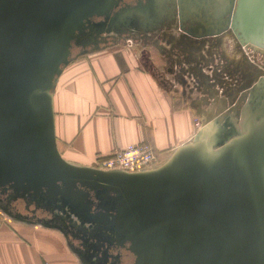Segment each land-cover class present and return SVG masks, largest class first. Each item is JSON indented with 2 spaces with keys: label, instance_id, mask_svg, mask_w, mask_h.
Segmentation results:
<instances>
[{
  "label": "water",
  "instance_id": "1",
  "mask_svg": "<svg viewBox=\"0 0 264 264\" xmlns=\"http://www.w3.org/2000/svg\"><path fill=\"white\" fill-rule=\"evenodd\" d=\"M128 6L126 0H0V193L49 205L83 194L75 208L96 224L112 217L115 237L110 229L101 240L69 228L100 248L111 237L134 264H264V114L219 153L203 142L221 135L205 127L196 144L135 174L76 167L59 154L56 80L74 46L100 44L81 40L95 29L93 21L117 18ZM180 7L183 22L200 14L207 22L209 11L217 18L208 29L183 28L188 35L218 36L236 27L241 44L264 54V0H180ZM90 193L115 204L94 213Z\"/></svg>",
  "mask_w": 264,
  "mask_h": 264
},
{
  "label": "crops",
  "instance_id": "2",
  "mask_svg": "<svg viewBox=\"0 0 264 264\" xmlns=\"http://www.w3.org/2000/svg\"><path fill=\"white\" fill-rule=\"evenodd\" d=\"M139 46L112 40L81 48L57 78L55 136L67 163L96 169L116 150L149 144L162 166L191 142L198 104L165 84L162 62ZM80 257L54 223L0 218V264H83Z\"/></svg>",
  "mask_w": 264,
  "mask_h": 264
},
{
  "label": "rangeland",
  "instance_id": "3",
  "mask_svg": "<svg viewBox=\"0 0 264 264\" xmlns=\"http://www.w3.org/2000/svg\"><path fill=\"white\" fill-rule=\"evenodd\" d=\"M181 14L182 9L180 7V0H130L129 6L123 11H119L117 18L114 16L112 19H98V21H96L98 24L95 25V29L87 30L81 40L85 42L88 38H93V40L97 38L96 41L100 40L103 42L107 40V37L109 38L108 40H126L131 45L140 44L139 47L144 45L146 49L151 50L157 59L161 61V55L164 53L161 51L170 49L173 42H178L179 36H181L183 32L182 28L184 27V22ZM152 18H154V21L151 20ZM233 22L234 25H236V21L233 20ZM216 24V21L213 22L211 27ZM234 30H237L236 27H234ZM234 30L229 28V30L224 31L214 42H206L208 38L203 40L202 60L204 66H209L208 62L211 58L217 61V65L213 66L214 70L216 68L215 74H211L210 79L207 81L205 80V83H210L212 80L230 83V80L228 81L225 78V76H230L229 68L231 69V67H233L235 69L233 73H236L235 77L230 76L235 79L232 84L237 86L235 87V91H232L233 95H231L230 98L227 96V98H224V95H212L208 98V103L203 102L196 106L197 122L199 126L196 128L195 135L189 145L196 144L199 140V136L203 133V128L209 127L208 130L211 132L214 133L218 131V135H221L220 137L215 136L213 138L207 137L204 139L203 143H205L208 150L212 153L221 152L240 136L246 135L249 129L255 125V123H258V119H255V117L259 116L258 118H260L261 115L264 114V54H259L253 49V51H251L243 48V44H241L238 38V31ZM167 37L172 38L170 41L171 45L166 43ZM154 38H157V40H154ZM155 41L156 43H154ZM150 42L151 44H149ZM158 43H160L161 46L165 44L167 48L165 50L159 49L158 47L154 49L152 44ZM81 48V46L73 47L72 52L74 57H76V54ZM217 51H220V55H216ZM214 55H216V58ZM162 64L165 70V63L162 62ZM162 76L164 77L165 75L163 74ZM166 76L164 78H166ZM232 88L233 87H231V89ZM244 88L248 90L243 91ZM243 92H245L246 96L243 95ZM250 93L252 95L248 96ZM242 98L244 99L243 101ZM249 99H252V101ZM227 100H229V102H227ZM231 100H233L232 103ZM247 100L248 102L246 103ZM240 103L241 105H239ZM233 113H237L238 115H236L237 117H232L235 119L231 120L229 118H231ZM221 117H223L222 122L218 121ZM225 119H229V121L227 122ZM229 132L231 133L226 137L225 134ZM232 133L234 135H231ZM159 163V160H157L151 169L160 167ZM1 195V220H9V217L13 216L16 217V219L27 221L34 225H38L39 223L42 224L44 221H46V223H54L55 226L61 227L68 235L71 244L81 256L80 258L83 264H88V261L94 258L90 249L96 248V243L93 242L88 244L85 236L83 234L78 236L76 232L69 228L70 225L74 224L78 230H89L94 236H99L100 238L104 236V231L106 232L110 229V236L115 237L112 217L107 216L106 222L96 224L92 219H87L81 211L75 208V205L81 202L79 196H83V194L72 192L68 201L62 203L58 202L47 208L50 209L51 212L39 206L42 205L39 203L42 199L25 197V199L13 200V193ZM89 199L92 201L94 213L102 212V214H104L106 210L103 208H108L110 210L111 205L113 206L115 204V201L110 199L102 202L92 193H90ZM31 204L33 205L30 206ZM41 214L49 215V217H40ZM110 238L107 239L105 243L111 245L112 241ZM101 240L104 239L101 238ZM125 246L128 247L129 245L126 244ZM88 252L91 254L89 255ZM119 257L121 259L119 264H134V257L128 252H122Z\"/></svg>",
  "mask_w": 264,
  "mask_h": 264
},
{
  "label": "flooded vegetation",
  "instance_id": "4",
  "mask_svg": "<svg viewBox=\"0 0 264 264\" xmlns=\"http://www.w3.org/2000/svg\"><path fill=\"white\" fill-rule=\"evenodd\" d=\"M129 2L130 0H126V3L129 4ZM125 5L122 4L121 7H124ZM118 10H116L115 12H117ZM151 20L154 21V18H152ZM96 21H98V19H95L93 21V24L95 25L98 24V22ZM189 26H190V22L184 21L183 28L186 30V28H188ZM197 26L198 25L195 24L193 27H197ZM183 28H182L183 32L181 36H179L178 42H173L171 45L170 41L172 40V38L167 37L166 43H169L171 47L170 49L166 51H161L164 53L163 55H161L162 59L160 62L165 63L164 65L165 72L171 78L170 82L166 81L165 84H167L171 89H175L176 91H181V94L184 96V98L189 103L194 104V105L200 104L203 102L208 103V98L212 95H215V96L224 95V98H227V97L230 98L231 95H233L232 91H235V87H237L235 84H232V82L235 80L234 77L236 76V73H233L235 69L233 67H231V69L229 68L230 76H234V77L225 76V78L228 81L230 80V83L217 82L216 80H212L210 81V83H205V80L207 81L208 79H210V77H207V76L204 77L203 72H202V65H203L202 58H203V47H204L203 40L204 39L202 37L199 38L196 36L188 35L187 32L183 30ZM108 39L107 41L110 43L112 39L110 40ZM136 39H139V38H136ZM154 40H157V38H154ZM154 43H156V41ZM149 44H151V42ZM152 45L154 49L158 47V48H161L162 50H165L167 48L165 44L163 46H161L160 43L152 44ZM141 47H143L144 56L148 57L149 60L152 61L153 59L151 56V52L147 51L144 45H141ZM147 52H150V54H147ZM152 64L154 65L153 62ZM153 69L154 70L156 69L155 65ZM164 77L162 76L163 79ZM216 79H219V78H216ZM231 87L233 88L231 89ZM242 87H245V86H242ZM246 90L248 89L244 88L243 91H246ZM243 95L246 96L245 92H243ZM251 95L252 94L250 93L248 96H251ZM243 100L244 99L242 98V101ZM249 100L252 101V99H249ZM227 102H229V100H227ZM232 102L233 100H231V103ZM247 102L248 100L246 101V103ZM239 105H241V103ZM236 115L238 114L233 113V115L229 119L231 120L235 119L232 117H237ZM229 119L228 120L225 119V121L228 122ZM232 135L234 134L232 133ZM41 216L49 217V215H45V214L44 215L41 214L40 217ZM106 244H105V247L103 248H100L96 244V248L90 249L94 255V258L91 260L92 262L87 260L88 264H119L121 260L119 256L122 254V252H128L134 257V255L127 248L118 247L116 245H112V243L111 245H109L108 243ZM88 253L89 255L91 254L90 252ZM134 262H135V257H134Z\"/></svg>",
  "mask_w": 264,
  "mask_h": 264
},
{
  "label": "built area",
  "instance_id": "5",
  "mask_svg": "<svg viewBox=\"0 0 264 264\" xmlns=\"http://www.w3.org/2000/svg\"><path fill=\"white\" fill-rule=\"evenodd\" d=\"M214 18L216 17L213 16L212 11H209L207 13V17H206V19H208L207 22H204V16H202L201 14L198 16L194 15L193 18H191L192 22H190V26L191 25L194 26L197 23L196 25H204L208 29L211 27V24L213 23ZM218 36L215 35L211 37H205L203 39L208 38L206 42H209V41L216 40ZM106 39H108V37ZM92 40L93 38H88V40H86L85 42H89ZM96 40L97 38L94 39V41ZM117 40L120 41L121 39H117ZM98 42L100 43L99 45H104V43L110 44L107 40L103 42L98 40ZM243 48L253 51L252 48L248 45H243ZM216 55H220V51H217ZM216 55H214L215 58H216ZM208 65L209 66H206V67L204 66V64L202 65V72H203L204 77L206 76L210 77L211 74H215L216 68L214 70L213 66L217 65V61L211 58L208 62ZM198 126H199V123L197 122V127ZM156 161H157V157L154 153V149L149 144L131 145V146H128L127 148L116 150L115 152H113V154L109 158L99 162L96 169L103 171V172H123V173H128V174H135V173H140V172L150 170L153 164L156 163ZM16 199L17 198L13 196V200H16ZM18 200H21V199H18ZM25 202L27 203L26 200ZM39 203L42 204L39 206L44 207V208H49L50 206L57 204L58 202L49 205L46 200H40ZM32 205L33 204H31L30 206ZM47 210L50 211V209H47Z\"/></svg>",
  "mask_w": 264,
  "mask_h": 264
},
{
  "label": "bare ground",
  "instance_id": "6",
  "mask_svg": "<svg viewBox=\"0 0 264 264\" xmlns=\"http://www.w3.org/2000/svg\"><path fill=\"white\" fill-rule=\"evenodd\" d=\"M207 144V143H206Z\"/></svg>",
  "mask_w": 264,
  "mask_h": 264
}]
</instances>
